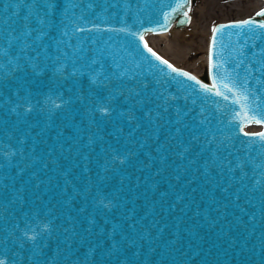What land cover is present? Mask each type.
I'll list each match as a JSON object with an SVG mask.
<instances>
[{"label":"water","instance_id":"95a60500","mask_svg":"<svg viewBox=\"0 0 264 264\" xmlns=\"http://www.w3.org/2000/svg\"><path fill=\"white\" fill-rule=\"evenodd\" d=\"M192 2L0 0V264H264V4L202 79Z\"/></svg>","mask_w":264,"mask_h":264},{"label":"rangeland","instance_id":"374dc122","mask_svg":"<svg viewBox=\"0 0 264 264\" xmlns=\"http://www.w3.org/2000/svg\"><path fill=\"white\" fill-rule=\"evenodd\" d=\"M263 3L264 0H193L191 18L186 27L179 28V32H148L145 40L174 65L204 79L207 74L208 39L214 23L251 16ZM184 31L186 35L182 34Z\"/></svg>","mask_w":264,"mask_h":264},{"label":"bare ground","instance_id":"6f19581e","mask_svg":"<svg viewBox=\"0 0 264 264\" xmlns=\"http://www.w3.org/2000/svg\"><path fill=\"white\" fill-rule=\"evenodd\" d=\"M203 8H204V7H203ZM202 10H203V9H202ZM202 10H201V11H202ZM190 28H192V27H190ZM173 30H177V31H178V30H180V29H179V28L176 29V27H171V28L169 29V31H173ZM189 31H190V30H189ZM191 31H192V30H191ZM178 32H179V31H178ZM185 32H186V31L182 32V34L184 35ZM161 33H165V32H161ZM161 33H160V34H161ZM186 34H187V33H186ZM186 34H185V35H186ZM189 34H191V33H189ZM146 36H147V35H146Z\"/></svg>","mask_w":264,"mask_h":264}]
</instances>
